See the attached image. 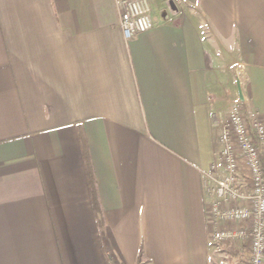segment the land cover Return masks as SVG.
I'll return each instance as SVG.
<instances>
[{
    "label": "crops",
    "instance_id": "crops-1",
    "mask_svg": "<svg viewBox=\"0 0 264 264\" xmlns=\"http://www.w3.org/2000/svg\"><path fill=\"white\" fill-rule=\"evenodd\" d=\"M150 2L127 40L116 0H0V264H110L99 218L128 264H246L204 179L264 120V0Z\"/></svg>",
    "mask_w": 264,
    "mask_h": 264
},
{
    "label": "built area",
    "instance_id": "built-area-1",
    "mask_svg": "<svg viewBox=\"0 0 264 264\" xmlns=\"http://www.w3.org/2000/svg\"><path fill=\"white\" fill-rule=\"evenodd\" d=\"M116 3L125 39L154 26L150 0ZM219 143L218 159L204 179L212 242L219 249L229 242L247 244L249 264H264V120L248 121L240 102L233 103Z\"/></svg>",
    "mask_w": 264,
    "mask_h": 264
},
{
    "label": "trees",
    "instance_id": "trees-1",
    "mask_svg": "<svg viewBox=\"0 0 264 264\" xmlns=\"http://www.w3.org/2000/svg\"><path fill=\"white\" fill-rule=\"evenodd\" d=\"M83 145H84L85 150H86L84 140H83ZM88 169H89V180H90L91 193H92L94 205H95L96 209H98V216H100V210H99L100 207H99V203L97 201L96 191H95V186H94V181H95L94 175L92 173L90 166L88 167ZM99 226H100V230H101L103 246H104L106 253L108 254L110 264H128L124 255L122 254L118 244H117V241L113 235V232L111 231V229L108 226H106L103 223L101 218H99ZM140 255H142V249H141ZM139 264H141V263H139Z\"/></svg>",
    "mask_w": 264,
    "mask_h": 264
},
{
    "label": "rangeland",
    "instance_id": "rangeland-1",
    "mask_svg": "<svg viewBox=\"0 0 264 264\" xmlns=\"http://www.w3.org/2000/svg\"><path fill=\"white\" fill-rule=\"evenodd\" d=\"M247 253H248V245L244 244V254H243L244 255V259H245L244 261H245L246 264H249V261L247 259L248 258V254Z\"/></svg>",
    "mask_w": 264,
    "mask_h": 264
},
{
    "label": "water",
    "instance_id": "water-1",
    "mask_svg": "<svg viewBox=\"0 0 264 264\" xmlns=\"http://www.w3.org/2000/svg\"><path fill=\"white\" fill-rule=\"evenodd\" d=\"M172 9H176L175 5L173 3L170 4Z\"/></svg>",
    "mask_w": 264,
    "mask_h": 264
}]
</instances>
